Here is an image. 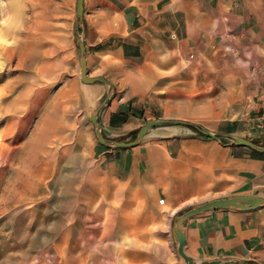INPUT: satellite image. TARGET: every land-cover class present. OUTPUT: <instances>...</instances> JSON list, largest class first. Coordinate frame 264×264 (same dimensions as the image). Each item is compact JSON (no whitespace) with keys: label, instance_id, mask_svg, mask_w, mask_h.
Listing matches in <instances>:
<instances>
[{"label":"rangeland","instance_id":"obj_1","mask_svg":"<svg viewBox=\"0 0 264 264\" xmlns=\"http://www.w3.org/2000/svg\"><path fill=\"white\" fill-rule=\"evenodd\" d=\"M76 10L77 0H0V264H185L174 237L183 207L162 203L160 197L155 202L139 190L140 179L127 180L95 160L93 146L100 142L90 117L107 92L91 114L85 93L91 84L81 77ZM87 13L90 24L84 18L79 32L92 50L89 75L104 76L108 66L103 59L112 58V76L104 77L112 84L122 81L132 64L116 54L94 53L98 20L95 12ZM111 18L116 29L108 31L106 44L116 47L128 30L122 14ZM216 25L188 47L174 39L178 30H166L170 49L149 55L155 59L151 70L166 76L165 89H171L159 96L173 104L176 73V89L182 92L177 97L187 99L183 120L211 131L239 115L232 99L224 109L210 106L223 89L239 84L237 28L228 34ZM189 99L199 108L191 116ZM173 114L160 108L147 121ZM117 138L132 139L130 134Z\"/></svg>","mask_w":264,"mask_h":264},{"label":"crops","instance_id":"obj_2","mask_svg":"<svg viewBox=\"0 0 264 264\" xmlns=\"http://www.w3.org/2000/svg\"><path fill=\"white\" fill-rule=\"evenodd\" d=\"M88 10L95 12L98 20V39L91 44L97 47L94 53L116 54L133 66L131 74L122 81H114L113 98L101 113L107 137L119 139L131 134L160 108L165 113L173 112L171 119L186 118L182 114L187 106L177 97L181 91L176 89L179 85L176 73L174 101L169 105L166 98L159 96L171 92L165 89L169 81L151 70L150 62L155 59L149 55L170 49L166 30H178L179 34L172 33L176 34L174 39H178L177 43L187 42L188 47L192 39L217 24L228 34L237 28L240 81L237 89H223L221 99L211 101L213 108L224 109L231 99L233 105H239V115L223 119L214 132L249 138L264 145V0H85L84 18L89 26ZM117 13L123 15L128 35L122 45L112 47L106 42L108 31L116 29L111 15ZM168 20L171 26L166 24ZM89 45L86 44L88 66L92 51ZM103 62L108 66L103 75L112 76L113 59L104 57ZM251 64L256 66L254 71L247 70ZM90 86L85 93L92 114L107 89H101L98 82ZM154 86L160 89H149ZM188 101L193 107L194 102ZM92 153L101 167L127 180L140 179L139 190L155 202L160 197L164 203L183 207L182 211L218 198L254 194L264 197V153L201 138L180 125L159 131L153 128L138 145L130 148L107 147L97 142ZM185 237L186 252L199 261L246 260L264 264V207L197 214L185 221Z\"/></svg>","mask_w":264,"mask_h":264},{"label":"water","instance_id":"obj_3","mask_svg":"<svg viewBox=\"0 0 264 264\" xmlns=\"http://www.w3.org/2000/svg\"><path fill=\"white\" fill-rule=\"evenodd\" d=\"M84 12H85V0H77V10H76V33L77 39L81 50V60L80 66L82 70V81L87 84H93L96 82H103L108 86L107 97L104 103L97 109L96 113L91 115V121L96 125V135L99 142L107 147H118V148H130L136 146L140 143L145 135H147L150 130L155 127H167L172 125H180L187 127L197 128L200 132L206 134L211 139L221 140L228 139L231 141L232 145L245 146L249 147L255 151L264 153V145L256 144L249 138L240 137L232 134H226L221 132H214L210 129L204 127L203 125L186 120L179 119H153L146 122L143 125L136 138L131 140H117L111 137H107L103 131V125L101 121L102 111L110 105V102L113 98L114 85L104 76H90L87 63V48L84 41V37L79 32V27L84 26ZM264 207V197L257 194L248 195V196H236V197H227V198H218L211 201H207L203 204L193 206L191 208L185 209L175 218V227H174V237L178 244L177 250L179 255L184 260L185 264H254L246 260H236L231 262H226L222 260L214 261H199L195 259L192 255L188 254L185 250V221L190 217H193L197 214L214 211L218 209H236V210H253L257 208Z\"/></svg>","mask_w":264,"mask_h":264},{"label":"trees","instance_id":"obj_4","mask_svg":"<svg viewBox=\"0 0 264 264\" xmlns=\"http://www.w3.org/2000/svg\"><path fill=\"white\" fill-rule=\"evenodd\" d=\"M122 44H123V43H122ZM122 44H120V45H122ZM126 54H127V53H126ZM191 128H192L194 131H196V132L198 133V136H199V137H201V138H205V139H210L206 134L200 132L197 128H194V127H191ZM139 130H140V129L134 130V131L130 134L131 137H132V139H135V138H136V136H137ZM117 140H123V139H117ZM221 142H222V143H225V144H230V143H231V141L228 140V139H221ZM253 142H255L256 144H259V142H257V141H253Z\"/></svg>","mask_w":264,"mask_h":264},{"label":"bare ground","instance_id":"obj_5","mask_svg":"<svg viewBox=\"0 0 264 264\" xmlns=\"http://www.w3.org/2000/svg\"><path fill=\"white\" fill-rule=\"evenodd\" d=\"M148 65H149V64H148ZM144 70H145V68H144ZM140 71H142V70H140ZM145 72H146V71H145ZM141 73H142V72H141ZM141 76H142V74H141ZM141 76H140V77H141ZM153 77H154V76H153ZM157 78H158V77H157ZM146 79H147V78H146ZM133 80H134V79H133ZM151 80H152V79H151ZM134 81H135V80H134ZM134 81H133V83H134ZM239 81H240V80H239ZM135 82H136V81H135ZM150 82H151V81H150ZM133 83H132V85H133ZM137 85H138V84H137ZM141 85H143V84H141ZM152 85H154V83H153ZM143 86H144V85H143ZM133 87L135 88V86H133ZM144 88H145V87H144ZM210 88H211V87H210ZM220 88H221V87H220ZM136 89H137V88H136ZM215 89H216V88H215ZM90 92H91V91H90ZM95 92H96V91H95ZM97 92H99V91H97ZM91 93H92V92H91ZM181 93H182V92H181ZM91 97H92V96H91ZM179 98H180V97H179ZM183 99L185 100L186 98H183ZM183 99H182V101H183ZM186 100H187V99H186ZM176 101H177V99H176ZM177 102H178V101H177ZM186 102H187V101H186ZM194 103H195V102H194ZM187 104H188V103H187ZM181 105H182V104H181ZM176 106H177V104H176ZM186 106H187V105H186ZM195 106H196V105H195ZM207 106H208V105H207ZM207 106H206V107H207ZM183 107H184V106L182 105L181 109H182ZM201 108L203 109V107H201ZM208 108H209L208 110H211V109H210V106H208ZM179 109H180V108H179ZM181 109H180V110H181ZM197 109H199V108H198V107L195 108L194 106L191 107V105H189V106H188V113H189L188 116H191V113H192L191 111H193V110H197ZM202 109H201V110H202ZM201 110H198V111H201ZM183 111H184V110H183ZM204 111H206V110H204ZM211 111H212V110H211ZM186 112H187V111H186ZM202 112H203V110H202ZM197 113H198V112H197ZM203 113H204V112H203ZM180 114H181V113H180Z\"/></svg>","mask_w":264,"mask_h":264},{"label":"built area","instance_id":"obj_6","mask_svg":"<svg viewBox=\"0 0 264 264\" xmlns=\"http://www.w3.org/2000/svg\"><path fill=\"white\" fill-rule=\"evenodd\" d=\"M173 37L176 38V34H173ZM194 57H195V54L191 53V58H194ZM161 202L164 203V199H162Z\"/></svg>","mask_w":264,"mask_h":264}]
</instances>
